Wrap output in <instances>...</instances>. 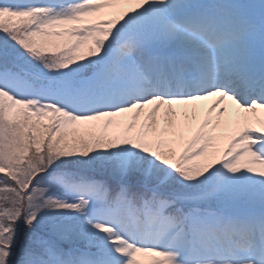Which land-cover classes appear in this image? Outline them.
I'll return each mask as SVG.
<instances>
[{
	"label": "snow or ice",
	"instance_id": "6c2138e0",
	"mask_svg": "<svg viewBox=\"0 0 264 264\" xmlns=\"http://www.w3.org/2000/svg\"><path fill=\"white\" fill-rule=\"evenodd\" d=\"M0 264H264V0H0Z\"/></svg>",
	"mask_w": 264,
	"mask_h": 264
},
{
	"label": "rangeland",
	"instance_id": "374dc122",
	"mask_svg": "<svg viewBox=\"0 0 264 264\" xmlns=\"http://www.w3.org/2000/svg\"><path fill=\"white\" fill-rule=\"evenodd\" d=\"M204 103H207V102H204Z\"/></svg>",
	"mask_w": 264,
	"mask_h": 264
}]
</instances>
